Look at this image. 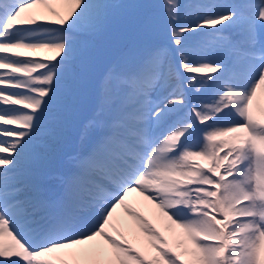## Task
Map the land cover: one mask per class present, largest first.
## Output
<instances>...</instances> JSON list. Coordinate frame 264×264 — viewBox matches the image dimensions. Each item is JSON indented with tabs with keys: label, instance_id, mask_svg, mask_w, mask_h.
<instances>
[{
	"label": "snow or ice",
	"instance_id": "snow-or-ice-1",
	"mask_svg": "<svg viewBox=\"0 0 264 264\" xmlns=\"http://www.w3.org/2000/svg\"><path fill=\"white\" fill-rule=\"evenodd\" d=\"M0 70V264H264V0H0Z\"/></svg>",
	"mask_w": 264,
	"mask_h": 264
},
{
	"label": "rangeland",
	"instance_id": "rangeland-1",
	"mask_svg": "<svg viewBox=\"0 0 264 264\" xmlns=\"http://www.w3.org/2000/svg\"><path fill=\"white\" fill-rule=\"evenodd\" d=\"M121 2H122V0H121ZM151 2H153V3H159L158 0H151Z\"/></svg>",
	"mask_w": 264,
	"mask_h": 264
}]
</instances>
